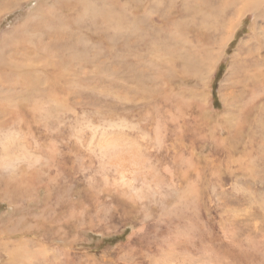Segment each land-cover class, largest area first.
Returning <instances> with one entry per match:
<instances>
[{
	"label": "rangeland",
	"instance_id": "obj_1",
	"mask_svg": "<svg viewBox=\"0 0 264 264\" xmlns=\"http://www.w3.org/2000/svg\"><path fill=\"white\" fill-rule=\"evenodd\" d=\"M84 2L0 0V264H264L254 13L221 49L222 0Z\"/></svg>",
	"mask_w": 264,
	"mask_h": 264
},
{
	"label": "bare ground",
	"instance_id": "obj_2",
	"mask_svg": "<svg viewBox=\"0 0 264 264\" xmlns=\"http://www.w3.org/2000/svg\"><path fill=\"white\" fill-rule=\"evenodd\" d=\"M82 1H86L84 3H88V5L83 6V8H92L93 7L94 12L100 14L103 18H108L109 13H110V11L108 9L109 5L107 7L105 5L104 6L103 5L99 6V5L94 4L93 2H91V0H89V1L82 0ZM80 2L81 1H79V3ZM205 3L206 2H204V4ZM230 6H232L234 8V14L232 16L226 17V10H228V8ZM36 8L37 9H41L42 5L39 3ZM83 8H81V9H83ZM124 10H126V9H124ZM194 10L196 11V9H194ZM218 11H219V13H218V19L217 20L222 22V23H225V25H227V31L223 35V40H222L223 42L221 43V47H220L221 49L224 47V45H228V42L232 38H234L236 36L238 31L235 33V30L237 28H239L238 26L241 24L242 19H244V16H246V14H248L250 12H253L254 16H255L254 20L252 21V27L250 29L251 30L250 43L260 42V38L261 37L258 38V34L259 33L263 34V36H264V0H222V4L218 8ZM122 13L123 12H121V15H122ZM204 13L205 14H203V17H202L203 19L200 22L202 23V25H204V27H206L208 25H207L206 19H204V18L207 15V13L206 12H204ZM114 18L116 19V22H117L116 24H118L117 25L118 28H119V25H120L119 22H121L122 29H124L125 31L133 30V28H135L134 27V22H135V19H136L135 15H132L131 18H128V17L126 18V19H128L129 22H127L126 19L124 20L122 16H120V18L118 19L117 15H116V17H114ZM218 28H222V24H219ZM14 30H17V29L16 28L12 29V32ZM124 30H122V32ZM9 37L10 36H7V38L5 37L6 39H4V41H0V46L1 45L3 46L4 43H7ZM2 38H3V36H2ZM261 47L260 46L257 47L254 52L250 51L251 52L250 53L251 54V56H250V60H251V64H250L251 65V68H250V81H251V84L253 83L254 85H256V83L258 82L259 85H261V87L264 89V49H262ZM53 57H55V56H53ZM210 58L212 60V63L216 62L218 60V54H216V52L215 53L211 52L210 53ZM6 61H7V63H9V60H6ZM260 94L264 95L263 92H260ZM13 251H15V252H13ZM8 253H9L8 262H7L8 264H32V259L35 258L34 257L35 253L30 254L28 252V250H26L25 246H23V247L18 246L17 249H15V250L12 249V252L8 251Z\"/></svg>",
	"mask_w": 264,
	"mask_h": 264
}]
</instances>
